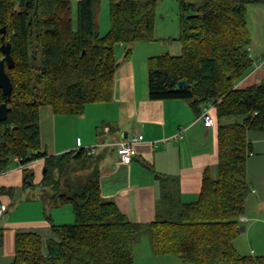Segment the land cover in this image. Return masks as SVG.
Instances as JSON below:
<instances>
[{"label": "trees", "instance_id": "16d2710c", "mask_svg": "<svg viewBox=\"0 0 264 264\" xmlns=\"http://www.w3.org/2000/svg\"><path fill=\"white\" fill-rule=\"evenodd\" d=\"M160 1L109 0L110 30L101 35L97 0L78 1L76 26L72 0H0V31H6L0 49L10 43L14 60L12 69L6 66L12 94L0 91V103L9 108L0 120V174L18 160L24 185L33 187L28 166L44 159L43 197L54 207L70 205L75 217L74 224L52 225L54 237L47 241L38 233H17L11 264H135V247L144 237L154 256L188 264H264V257L242 255L235 245L250 193L248 135L264 133V82L237 85L254 69L247 9L264 0H178L181 54L149 59L152 101H187L198 116L214 105L218 178L206 170L196 201L183 202L169 191L177 178L157 176L159 214L150 223L131 222L102 195L103 152H43L41 109L79 116L89 105L111 102L117 49L156 41ZM2 243L0 233V248Z\"/></svg>", "mask_w": 264, "mask_h": 264}, {"label": "crops", "instance_id": "0c3cea01", "mask_svg": "<svg viewBox=\"0 0 264 264\" xmlns=\"http://www.w3.org/2000/svg\"><path fill=\"white\" fill-rule=\"evenodd\" d=\"M261 40L260 49H251L254 69L238 83L239 89L264 82V37ZM153 46L151 42H139L117 49L120 66L111 102L89 105L79 116L56 115L50 107H43L40 115L43 152L49 156L80 149L104 153L100 162L102 195L115 202L135 223H150L159 214L162 189L157 176L177 178L169 185V191L186 203L198 199L206 170L213 179L218 178V127L206 128L187 101H152L149 97V59L157 55ZM129 48L131 53L127 55ZM136 134H142L144 141L138 145L132 163L125 165L119 161L117 144ZM248 139L253 148L246 166L250 193L241 217L246 220L241 222L239 218L245 231H241L235 245L238 251L241 245L243 255L264 257V133L250 132ZM44 161L37 160L28 166L34 176H42L38 182L44 176ZM25 187L23 168L17 161L11 170L0 174V205L8 206L0 221V264L14 261L17 233H38L47 241L54 237L52 225L69 224L74 218L66 205L52 208L43 197L42 188L29 186L26 193ZM138 248L139 244L135 247V259ZM149 254L150 262H181L175 257H157L151 251Z\"/></svg>", "mask_w": 264, "mask_h": 264}, {"label": "rangeland", "instance_id": "374dc122", "mask_svg": "<svg viewBox=\"0 0 264 264\" xmlns=\"http://www.w3.org/2000/svg\"><path fill=\"white\" fill-rule=\"evenodd\" d=\"M72 3H73V21H74V25L76 26L77 2L75 0H72ZM95 15H96V22L98 25V31L101 35H105L110 30L109 0H97L95 6ZM247 16H248V30L252 38L251 49L254 50L260 49L262 43L261 37H264V4L249 5L247 9ZM179 35H180V16H179L178 0H161L157 7V18H156V29H155L156 41L151 42L154 45L153 47L156 49V54H157L156 56L162 54H171L174 56L180 55L181 44L177 40ZM126 48L127 46L125 47V49ZM119 55L120 54L118 53V57ZM43 170L45 171V169H42L41 174L42 173L44 174ZM30 173H32L31 170ZM31 178H32V183L34 184V188L35 189L41 188V182H38V180H40L42 176L41 178L38 176H32ZM27 189H29L28 185L26 186L24 192L28 193L29 191ZM31 191H32L31 193L35 192V190H31ZM53 207L54 205H52V208ZM65 207L72 209L70 205H66ZM62 209H66V208L63 207ZM50 212L52 215L54 213V210L51 209ZM54 216L56 221L60 222L58 221L59 217H56V214ZM74 223H75V217L73 218L72 222L69 224H74ZM244 234L245 233H242V236ZM143 241L145 243H143ZM242 241L243 240H241L240 242L241 244ZM138 244H139V248L136 251L135 264H188L185 262L175 263L174 260H169L167 262L156 260L155 262H150L151 260L149 261V259L151 256L149 252L150 251L152 252V250H151L149 238L144 237V240H141ZM239 246H240V250L242 251V252L239 251V253L243 255V250L241 249V245ZM171 258L175 259L174 257Z\"/></svg>", "mask_w": 264, "mask_h": 264}, {"label": "built area", "instance_id": "2783aa9c", "mask_svg": "<svg viewBox=\"0 0 264 264\" xmlns=\"http://www.w3.org/2000/svg\"><path fill=\"white\" fill-rule=\"evenodd\" d=\"M213 112H214V105L211 104L206 105L202 110V113L200 115V120H202L206 128H212L215 125ZM143 141H144V136L142 134H136L132 138L118 143L117 153H118L119 161L125 165H130L133 161V158L137 155L138 145H140ZM162 142L166 143L167 140H164ZM7 210H8L7 205H3V204L0 205V221L6 214ZM245 220L246 218L244 217L240 219L241 222H244Z\"/></svg>", "mask_w": 264, "mask_h": 264}, {"label": "water", "instance_id": "95a60500", "mask_svg": "<svg viewBox=\"0 0 264 264\" xmlns=\"http://www.w3.org/2000/svg\"><path fill=\"white\" fill-rule=\"evenodd\" d=\"M187 17H190V16L188 15ZM0 33H3L5 35L6 33L5 29L1 30ZM0 50H1L2 55L4 56V59L0 61V91H2L6 97H10L13 91V82L10 79L6 71V66L9 69H12L14 67V60L11 56V44L10 43L3 44ZM8 112H9V108L7 104L0 103V120L1 121L6 120ZM241 231H245L244 226L241 228Z\"/></svg>", "mask_w": 264, "mask_h": 264}]
</instances>
